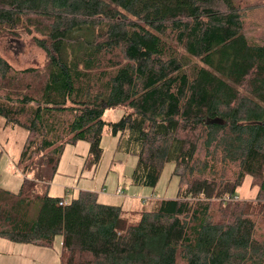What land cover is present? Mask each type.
<instances>
[{
    "label": "trees",
    "instance_id": "trees-1",
    "mask_svg": "<svg viewBox=\"0 0 264 264\" xmlns=\"http://www.w3.org/2000/svg\"><path fill=\"white\" fill-rule=\"evenodd\" d=\"M249 12L233 0H0V38L34 35L46 60L17 70L0 53V116L26 130L16 166L31 176L17 193L0 187V238L50 248L61 236V264H264V30L248 32ZM105 126L136 158L131 184L155 188L174 166V198L126 214L92 191L48 194L66 145L86 142L84 166L99 165ZM246 177L257 193L240 201Z\"/></svg>",
    "mask_w": 264,
    "mask_h": 264
},
{
    "label": "rangeland",
    "instance_id": "rangeland-1",
    "mask_svg": "<svg viewBox=\"0 0 264 264\" xmlns=\"http://www.w3.org/2000/svg\"><path fill=\"white\" fill-rule=\"evenodd\" d=\"M233 2L243 9H251L244 21L249 33L255 32L256 29L264 30V0ZM33 36L19 31L18 37L6 33L0 38V53L14 69H41L46 65L45 55L35 45ZM122 115V108L106 109L103 118L106 122H116ZM26 138L27 132L24 128L6 125L4 118L0 116V187L13 193L18 192L25 178H31L30 175L24 177L22 169L16 166ZM101 148L99 165L91 168L84 166L89 150L86 142L66 145L57 173L48 186V194L68 201L76 197L80 190L92 191L97 194L99 202L121 206L126 214L148 206L151 199L176 196L178 177L173 175V165L164 166L155 188L139 187L130 182L136 158L116 153V137L110 135L108 126H105L103 131ZM42 186L38 188V192L44 191L45 185ZM256 193L257 189L251 187V180L246 177L236 195L238 200L248 201L254 200ZM262 230L264 231V227ZM60 243L61 236L55 237L50 248L12 243L0 238V264H61Z\"/></svg>",
    "mask_w": 264,
    "mask_h": 264
},
{
    "label": "water",
    "instance_id": "water-1",
    "mask_svg": "<svg viewBox=\"0 0 264 264\" xmlns=\"http://www.w3.org/2000/svg\"><path fill=\"white\" fill-rule=\"evenodd\" d=\"M219 122H220V121H216V120L214 121V123H219Z\"/></svg>",
    "mask_w": 264,
    "mask_h": 264
},
{
    "label": "built area",
    "instance_id": "built-area-1",
    "mask_svg": "<svg viewBox=\"0 0 264 264\" xmlns=\"http://www.w3.org/2000/svg\"><path fill=\"white\" fill-rule=\"evenodd\" d=\"M118 193H120V190L118 189Z\"/></svg>",
    "mask_w": 264,
    "mask_h": 264
},
{
    "label": "crops",
    "instance_id": "crops-1",
    "mask_svg": "<svg viewBox=\"0 0 264 264\" xmlns=\"http://www.w3.org/2000/svg\"><path fill=\"white\" fill-rule=\"evenodd\" d=\"M6 190V189H5ZM9 191V190H8ZM54 196V195H53ZM56 197H58V196H56ZM64 199V198H63ZM65 200V199H64Z\"/></svg>",
    "mask_w": 264,
    "mask_h": 264
}]
</instances>
